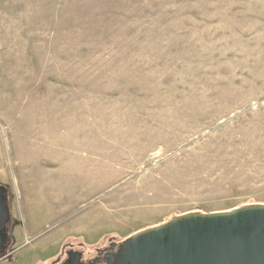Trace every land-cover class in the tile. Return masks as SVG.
Wrapping results in <instances>:
<instances>
[{"label": "rangeland", "instance_id": "obj_1", "mask_svg": "<svg viewBox=\"0 0 264 264\" xmlns=\"http://www.w3.org/2000/svg\"><path fill=\"white\" fill-rule=\"evenodd\" d=\"M0 184L11 264L264 203V0H0Z\"/></svg>", "mask_w": 264, "mask_h": 264}, {"label": "water", "instance_id": "obj_2", "mask_svg": "<svg viewBox=\"0 0 264 264\" xmlns=\"http://www.w3.org/2000/svg\"><path fill=\"white\" fill-rule=\"evenodd\" d=\"M10 200L9 188L0 184V256L5 259L11 258L14 241L7 227ZM129 238L124 261L130 264H264V203L188 211ZM81 258L72 250L61 264H83Z\"/></svg>", "mask_w": 264, "mask_h": 264}, {"label": "flooded vegetation", "instance_id": "obj_3", "mask_svg": "<svg viewBox=\"0 0 264 264\" xmlns=\"http://www.w3.org/2000/svg\"><path fill=\"white\" fill-rule=\"evenodd\" d=\"M104 242L105 244L95 247H87L83 242L77 244L74 242L63 243L61 253L50 264H61L68 258V252L72 250L82 254L81 260L83 264H130L129 261H124L125 252L131 243L129 237L122 240L115 237H107ZM12 258L13 255L7 259L11 260Z\"/></svg>", "mask_w": 264, "mask_h": 264}, {"label": "crops", "instance_id": "obj_4", "mask_svg": "<svg viewBox=\"0 0 264 264\" xmlns=\"http://www.w3.org/2000/svg\"><path fill=\"white\" fill-rule=\"evenodd\" d=\"M13 255H14V252H13ZM13 259V258H12ZM8 260V259H2L0 260V264H7V262H9V264L13 263V260Z\"/></svg>", "mask_w": 264, "mask_h": 264}, {"label": "trees", "instance_id": "obj_5", "mask_svg": "<svg viewBox=\"0 0 264 264\" xmlns=\"http://www.w3.org/2000/svg\"><path fill=\"white\" fill-rule=\"evenodd\" d=\"M13 222H16V221H15V219H13V217H12V223H13ZM10 235H11V237H12V240H13V239H14V236H13V234H12V233H10ZM0 257H2V256H0Z\"/></svg>", "mask_w": 264, "mask_h": 264}]
</instances>
